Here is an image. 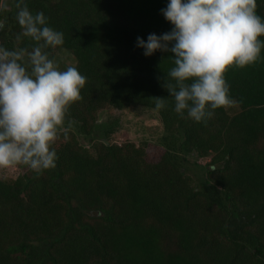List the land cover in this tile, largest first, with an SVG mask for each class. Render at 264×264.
<instances>
[{
	"label": "trees",
	"instance_id": "trees-1",
	"mask_svg": "<svg viewBox=\"0 0 264 264\" xmlns=\"http://www.w3.org/2000/svg\"><path fill=\"white\" fill-rule=\"evenodd\" d=\"M168 2L27 0L64 34L49 58L65 49L87 81L53 145L55 168L0 177V264H264V48L224 74L235 112L180 118L163 87L172 54L136 46L171 30ZM2 3L0 45L30 51V38L16 39L15 0ZM130 106L158 115L151 151L109 142L117 120L99 121L103 109Z\"/></svg>",
	"mask_w": 264,
	"mask_h": 264
},
{
	"label": "clouds",
	"instance_id": "clouds-1",
	"mask_svg": "<svg viewBox=\"0 0 264 264\" xmlns=\"http://www.w3.org/2000/svg\"><path fill=\"white\" fill-rule=\"evenodd\" d=\"M15 8L21 28L16 39L30 38L34 46L0 45V170L27 167L40 175L56 166L53 145L71 105L83 98L87 77L74 66L60 70L49 58L46 49L63 45L64 34L48 26L42 11L33 14L27 0H15ZM257 8V0H169L160 11L171 30L136 38L145 56L172 54L163 87L180 118L206 122L216 109L236 106L224 74L260 59L264 18ZM7 10V3L0 4V12ZM152 98L156 110L165 108L164 97Z\"/></svg>",
	"mask_w": 264,
	"mask_h": 264
},
{
	"label": "rangeland",
	"instance_id": "rangeland-1",
	"mask_svg": "<svg viewBox=\"0 0 264 264\" xmlns=\"http://www.w3.org/2000/svg\"><path fill=\"white\" fill-rule=\"evenodd\" d=\"M56 62L60 70H65L69 66H74L75 60L65 49H59L56 53ZM230 113L236 111V107L228 108ZM99 121L109 119L117 120L114 133L110 136L109 142L122 143L131 141L136 145L148 143L147 149L151 151L152 145L162 134V126L155 111L140 106H130L125 109L109 108L98 113ZM209 158H202L198 161L205 163ZM23 169L16 167L12 169L0 170V177H16Z\"/></svg>",
	"mask_w": 264,
	"mask_h": 264
}]
</instances>
